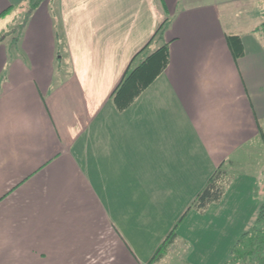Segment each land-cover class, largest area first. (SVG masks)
I'll return each mask as SVG.
<instances>
[{
  "label": "crops",
  "instance_id": "1",
  "mask_svg": "<svg viewBox=\"0 0 264 264\" xmlns=\"http://www.w3.org/2000/svg\"><path fill=\"white\" fill-rule=\"evenodd\" d=\"M256 1L0 0V264H149L221 166L222 199L190 210L155 264L180 246L187 264L225 261L264 201V167L240 166L264 148V23L234 21ZM164 22L169 65L119 111Z\"/></svg>",
  "mask_w": 264,
  "mask_h": 264
},
{
  "label": "trees",
  "instance_id": "2",
  "mask_svg": "<svg viewBox=\"0 0 264 264\" xmlns=\"http://www.w3.org/2000/svg\"><path fill=\"white\" fill-rule=\"evenodd\" d=\"M45 0H27L24 5L28 12L36 9ZM9 8L0 14V18L11 11ZM164 22L154 34L149 43L132 59L127 71L111 100L119 111H124L140 94L145 91L155 79L161 75L169 65L170 43L163 41L166 30ZM157 42V47L151 50V44ZM235 58L243 54V44L238 36L228 39ZM159 43L161 45L159 46ZM227 183L226 170L219 167L208 180L205 187L197 194L193 202L171 229L162 244L157 248L149 264L159 262L175 243L182 221L190 210L203 211L210 204L222 199ZM222 264H264V201L261 203L258 213L250 227L245 230L232 246L227 258Z\"/></svg>",
  "mask_w": 264,
  "mask_h": 264
},
{
  "label": "rangeland",
  "instance_id": "3",
  "mask_svg": "<svg viewBox=\"0 0 264 264\" xmlns=\"http://www.w3.org/2000/svg\"><path fill=\"white\" fill-rule=\"evenodd\" d=\"M248 10L258 11L260 13V20H261V22L264 23V2H261V1H259V2L256 1L252 5L250 4V5H247L245 7L243 6V8L236 10V12H235L236 16L234 18V21L247 24L246 20L248 19V17L245 16V13ZM27 11H28V9H27ZM24 12L25 11H23V13ZM23 21H24V19H22L21 15H20V18L17 20L16 24H22ZM224 22H225V24L228 23V19L224 18ZM11 29H12V27L9 29V32ZM262 31L264 34V25H263ZM263 41H264V36H263ZM255 151L256 152H252L251 154L246 155L245 158H243L240 161V166L241 167L245 166V169L247 171H249L248 170V168H249L250 170L253 171V173L255 175H257L259 177L260 172H261V168L264 167V148L259 146V147H257V149ZM249 160H251L250 163L247 162ZM242 170L243 171H241V173L246 172V170H244V169H242ZM261 179L263 180V177H261L260 180ZM258 185H259V187H258V189H259L258 198L261 200V199H264V194L262 192L263 191L262 182L260 181L258 183ZM185 257H186V254L184 253L183 248L181 246L179 248L176 247V248H173L169 251L168 255L164 258V260L160 264H187Z\"/></svg>",
  "mask_w": 264,
  "mask_h": 264
}]
</instances>
